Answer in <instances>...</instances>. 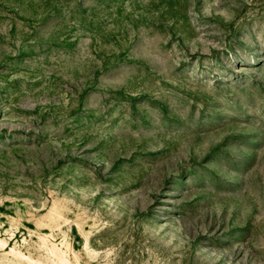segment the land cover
Here are the masks:
<instances>
[{"label": "rangeland", "instance_id": "obj_1", "mask_svg": "<svg viewBox=\"0 0 264 264\" xmlns=\"http://www.w3.org/2000/svg\"><path fill=\"white\" fill-rule=\"evenodd\" d=\"M0 264H264V0H0Z\"/></svg>", "mask_w": 264, "mask_h": 264}]
</instances>
